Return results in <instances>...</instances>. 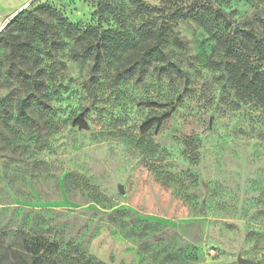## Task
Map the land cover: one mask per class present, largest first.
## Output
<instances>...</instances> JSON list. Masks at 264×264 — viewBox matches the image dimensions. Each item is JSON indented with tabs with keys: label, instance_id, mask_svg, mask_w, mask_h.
<instances>
[{
	"label": "rangeland",
	"instance_id": "374dc122",
	"mask_svg": "<svg viewBox=\"0 0 264 264\" xmlns=\"http://www.w3.org/2000/svg\"><path fill=\"white\" fill-rule=\"evenodd\" d=\"M213 2L264 39V0ZM43 7L104 30L167 21L128 0H0L3 264H15L13 249L34 255L37 242L43 264H264V101L214 68L216 39L173 21L182 44L168 32L163 47L185 77L152 61L118 78L121 53L104 58L91 84L92 58ZM24 9L44 17L48 43L8 29ZM20 65L46 80L50 108L30 104L33 122L17 115L27 91ZM80 115L88 130L73 124ZM151 119L160 122L145 130Z\"/></svg>",
	"mask_w": 264,
	"mask_h": 264
},
{
	"label": "trees",
	"instance_id": "16d2710c",
	"mask_svg": "<svg viewBox=\"0 0 264 264\" xmlns=\"http://www.w3.org/2000/svg\"><path fill=\"white\" fill-rule=\"evenodd\" d=\"M138 11L142 13L161 14L167 20L163 26H150L148 28H136L130 30L102 29L100 26L80 27L68 21L62 14L51 7H43V11L52 15L65 33L76 40L83 51L92 58L90 67L91 78L94 83L104 58L110 54L119 55L124 53L121 60L118 78L124 74L138 73L149 67L150 62H158L161 68L176 70L185 77L186 71L176 62L172 61L164 50L163 41L168 32L177 36L172 22L183 19L195 21L216 39L217 49L222 52L223 60L211 61L214 68L228 72V80L242 94L255 97L264 101V39L260 38L254 30L241 26V22L232 19L229 14L217 6L213 0H192L185 6L186 0H169L170 5L160 7L150 5L144 0H128ZM170 10V11H168ZM264 25V19L258 18ZM8 29L26 31L46 43L50 41L52 30L44 17L36 10L24 9L9 24ZM93 40L96 42L93 43ZM11 44L18 45L24 54L28 50H34L31 42L10 40ZM182 44V43H180ZM256 56L257 64H253L250 55ZM21 82L26 87V95L17 102V115L24 122H33L35 119L28 112V106L32 103L48 109L50 105L44 100L45 78L40 72H34L20 65ZM160 119H151L145 123L144 129L150 130ZM80 129L88 130L89 125L84 115H80L73 123ZM34 255L20 250H12L15 264H43L41 246L35 243ZM9 250L0 253V264L7 257ZM54 264V263H51Z\"/></svg>",
	"mask_w": 264,
	"mask_h": 264
},
{
	"label": "water",
	"instance_id": "95a60500",
	"mask_svg": "<svg viewBox=\"0 0 264 264\" xmlns=\"http://www.w3.org/2000/svg\"><path fill=\"white\" fill-rule=\"evenodd\" d=\"M251 264H259V263H251Z\"/></svg>",
	"mask_w": 264,
	"mask_h": 264
}]
</instances>
